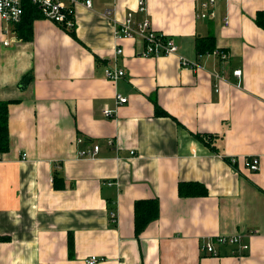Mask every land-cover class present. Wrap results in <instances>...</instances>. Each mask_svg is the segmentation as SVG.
Segmentation results:
<instances>
[{"label":"crops","instance_id":"1","mask_svg":"<svg viewBox=\"0 0 264 264\" xmlns=\"http://www.w3.org/2000/svg\"><path fill=\"white\" fill-rule=\"evenodd\" d=\"M202 1L144 0L138 11V0H91L74 8L75 35L37 17L30 40L0 17V101H9L0 264H264V29L254 21L264 0H215L214 16L197 18ZM127 12L171 36L176 54L144 56L140 43L115 41L112 23ZM208 36L216 49L198 55L196 37ZM112 65L125 75L108 79ZM197 133L217 136L215 150ZM95 144L93 156H79ZM180 182L206 194L181 196ZM153 198L157 216L136 235L135 203ZM235 234L245 252L200 250Z\"/></svg>","mask_w":264,"mask_h":264},{"label":"built area","instance_id":"2","mask_svg":"<svg viewBox=\"0 0 264 264\" xmlns=\"http://www.w3.org/2000/svg\"><path fill=\"white\" fill-rule=\"evenodd\" d=\"M24 1H30L39 11L43 18H46L55 24L65 27L66 29H73L74 27V8L78 4L84 5L86 8H91V0H0V17L7 23H17L21 20L22 14L24 12L23 3ZM215 0H205L199 5V11L197 12V18L213 17L214 11L211 7ZM145 8L144 0H138V11H142ZM112 11L106 9L104 11V16L110 17ZM113 38L115 41L121 38H129L134 40L136 43L142 45L141 55L144 56H159L176 54L178 50V45L175 40L163 32L157 31L151 24V22L144 18L143 20H136L132 12H127L125 18L121 22L113 21ZM9 41L5 39L3 41L4 45H7ZM122 52L120 46H115L113 58L115 59L117 55ZM218 53L221 58L224 57V53ZM179 61L181 66L187 68H195L199 66L196 61H190L182 56H179ZM105 76L108 79L116 80L125 75L123 69L118 68L116 65L107 66L104 70ZM234 75L240 78L241 73L239 69L233 71ZM214 76H218L214 73ZM116 104H122L127 102V98L116 94L115 95ZM105 116H112L113 111L111 109H103ZM82 139L78 138V142ZM109 144L112 141H108ZM99 145L95 144L92 148L83 149L79 151L80 157H90L93 156ZM234 161V159H231ZM259 160L257 157H250L246 159L245 166L252 171L258 169ZM216 245H234L236 249L235 253L245 252L248 249V244L243 240L241 234L235 235H216L213 238H209L204 241L200 250L202 252L217 255ZM97 257L91 256L87 259V262L92 264L97 261Z\"/></svg>","mask_w":264,"mask_h":264},{"label":"trees","instance_id":"3","mask_svg":"<svg viewBox=\"0 0 264 264\" xmlns=\"http://www.w3.org/2000/svg\"><path fill=\"white\" fill-rule=\"evenodd\" d=\"M24 12L19 22L15 24V30L19 37L24 40H30L32 38V20L37 17H42L38 9L30 2L24 1ZM25 19V20H24ZM255 23L264 29V11H258L255 18ZM73 35L74 30L70 31ZM195 48L198 55H202L205 52H212L215 48V42L213 36L208 37H196ZM8 103L9 101H0V153L6 151L9 148L8 138ZM156 113L157 112L156 110ZM197 138L204 144L209 146L212 150H215L213 141L217 136L207 133H197ZM63 181L58 176L56 171L53 172V187L61 188ZM178 193L181 196H202L206 194V188L203 184L198 182H180L178 184ZM158 203L155 198L148 201L137 200L134 207V221H135V234L138 233L157 216ZM69 248H72V237L69 235Z\"/></svg>","mask_w":264,"mask_h":264},{"label":"water","instance_id":"4","mask_svg":"<svg viewBox=\"0 0 264 264\" xmlns=\"http://www.w3.org/2000/svg\"><path fill=\"white\" fill-rule=\"evenodd\" d=\"M30 78H31V75H30V74H27V75L23 78V80L19 83V87H20L21 89H25L26 86H27V84H28V82H29V80H30Z\"/></svg>","mask_w":264,"mask_h":264}]
</instances>
